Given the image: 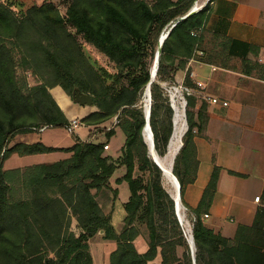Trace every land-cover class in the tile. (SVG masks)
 <instances>
[{"label":"trees","instance_id":"obj_1","mask_svg":"<svg viewBox=\"0 0 264 264\" xmlns=\"http://www.w3.org/2000/svg\"><path fill=\"white\" fill-rule=\"evenodd\" d=\"M195 1L67 0L62 15L53 3L17 13L12 3L0 0V264H94L89 242L100 232L105 240L116 243L110 264H194L175 201L164 188L163 172L152 160L144 139V98L160 37L176 25L163 44L157 78L151 86L150 127L155 151L161 157L168 153L174 133V113L162 83L175 82L176 74L187 69L191 60L264 81L257 45L216 31L212 48L205 46L214 0L180 21ZM80 39L103 54L114 70L97 68ZM27 73L36 84L29 82ZM185 83L195 88L190 71ZM57 86L71 100L76 90L91 95L96 111L81 122L102 129L106 142L77 137L70 148L14 143L21 134L69 128L70 120L50 92ZM206 110V102L189 97L188 131L173 168L181 185V201L191 217L196 264H264V191L253 223L239 224L232 238L205 223L221 167L215 165L197 207L185 201L186 190L196 182L200 168L195 138L208 122ZM117 129L125 135V143L115 158L104 147ZM54 152L68 156L53 163L4 169L14 154L25 157ZM121 168L126 172L116 184L127 183L130 198L124 204V227L118 232L99 196L112 191L118 199L119 191L112 188L111 179ZM143 228L148 243L140 252L136 244Z\"/></svg>","mask_w":264,"mask_h":264},{"label":"crops","instance_id":"obj_2","mask_svg":"<svg viewBox=\"0 0 264 264\" xmlns=\"http://www.w3.org/2000/svg\"><path fill=\"white\" fill-rule=\"evenodd\" d=\"M216 31H224L233 39L260 47L259 61L264 64L262 0H214L205 30V38L209 36L205 41L208 49L213 46L208 40ZM188 71L195 87L202 83L205 95L219 98L228 106L207 103L204 113L208 122L195 138L200 168L196 182L186 190L185 201L189 206L197 207L215 165L221 167L218 190L205 223L217 233L232 238L239 224L253 223L262 205L256 198L262 197L264 191V81L191 60L187 69L176 74L175 82H185ZM50 92L70 121L83 119L96 111L91 107L77 110L59 86ZM199 108L200 105L196 111ZM119 156L120 152L113 157ZM230 171L244 177L232 175ZM125 172L121 168L111 179L112 188L119 191L118 199L124 183L118 185L116 180Z\"/></svg>","mask_w":264,"mask_h":264},{"label":"rangeland","instance_id":"obj_3","mask_svg":"<svg viewBox=\"0 0 264 264\" xmlns=\"http://www.w3.org/2000/svg\"><path fill=\"white\" fill-rule=\"evenodd\" d=\"M5 1L12 3L13 9L17 13L26 12L29 8L35 5L40 6L44 3H53L55 6H57V8L59 9L62 15H65L66 10H67V0H5ZM262 1L264 2V0ZM196 2L201 6V5H205L207 0H196L195 3ZM208 38L209 36L205 38V41ZM80 40L84 44V48H85L87 55L89 56V58L91 59V61L97 68L104 67L108 69L109 71L114 70L113 64L103 54L97 51L93 46L83 42L82 39ZM208 41H210L212 45L215 43V39L211 36ZM207 46L208 45H206V47ZM27 77L29 79V82L32 85L36 84L35 79L29 76V73H27ZM73 105L77 110L78 109L81 110L85 108L84 106H81L74 102H73ZM144 105H145V98H144ZM95 109L96 108H94V110ZM173 122H174V119H173ZM112 123L115 124L116 123L115 120L113 122L111 121L108 124L109 128H111V126L112 127L114 126L112 125ZM117 130H118L117 136L113 137L110 140V142H108L109 145H111L110 149L105 150L106 154H109L112 156H116L118 152L121 153V149L125 143V135L120 129H117ZM73 133L69 132L67 129L65 130V129H58V128H48L41 132H32L29 134L18 135L14 143L41 142L49 147L70 148L75 144V139L77 137L80 138L82 141H88V140L92 142H106L107 141L105 137V133L102 131V129L101 130L99 128H97V130L95 128L91 129L85 126L84 124L81 125L78 129L74 130ZM168 152H169V148H168ZM67 156H68L67 154L61 153V152H54V153L44 154V155L25 156V157H20L19 155L14 154L5 162L4 169L11 170V169H18V168H23V167L25 168L27 166H32L37 163L38 164L53 163V162L58 161L59 159H64ZM163 186L168 191V193L172 195L171 193L172 187L166 181L164 175H163ZM129 195H130V191H129L128 184L124 183L121 187V196L119 199L115 200L114 193L112 191H105L101 193V195L99 196V203L103 207L104 212L112 216V224L114 225L115 229L118 232H121L124 227V218L126 216V212L124 209V203L127 202ZM183 209H185L184 211L185 219H186V222L190 225V230H191V235H192V222H191V217L189 216L188 208H186L183 205ZM75 226L76 225L74 223L73 227ZM184 230H185V235L187 236V238H189L186 228H184ZM147 243H148V232L145 228H143L142 235L139 237L137 244H136L138 247V250L140 252H144L147 249ZM89 244H90L91 254L94 258V264H110L111 253L116 248L115 242L105 240L103 238V233L100 232L99 235H97L96 237L90 240Z\"/></svg>","mask_w":264,"mask_h":264},{"label":"built area","instance_id":"obj_4","mask_svg":"<svg viewBox=\"0 0 264 264\" xmlns=\"http://www.w3.org/2000/svg\"><path fill=\"white\" fill-rule=\"evenodd\" d=\"M211 0H207L205 5H199L197 2L193 6L198 12L201 11ZM192 8V9H193ZM202 55V52L199 53ZM162 87L164 89L165 96L170 104L173 113H174V128H175V119L179 117L183 123L184 135L188 131V122H187V108H188V99L189 97H197L201 101H204L209 104L214 105H223L228 106L227 102H222L219 98L207 96L203 93L204 85L199 83L197 87L192 88L188 86L185 82H170V83H162ZM83 123L81 119H74L70 121V126L67 129L69 132H74V130L78 129ZM45 130L42 129L41 131ZM183 135V137H184ZM183 142V141H182ZM105 150L110 149L109 145H105ZM256 201L263 204L260 197L256 198ZM208 217V216H206Z\"/></svg>","mask_w":264,"mask_h":264},{"label":"water","instance_id":"obj_5","mask_svg":"<svg viewBox=\"0 0 264 264\" xmlns=\"http://www.w3.org/2000/svg\"><path fill=\"white\" fill-rule=\"evenodd\" d=\"M197 12L198 11L196 9H194V8L191 9V11L187 15L182 17L180 19V21H183V20L187 19L188 17L192 16L193 14H195ZM174 26H176V25H174ZM171 29L168 32H166V33L163 32V34L160 37L158 51L156 53V58H155L153 67L151 69V81H150V83H149V85L147 87V90L145 92V95H148L149 104L145 103V105H144L145 113H146V119H147V124H146V127L144 129V139H145V143L148 145L150 156H151V150H155L154 137H153V133H152V130H151V127H150V116H151V106H152L151 86L156 81L158 70H159V65H160V59H161V55H162L163 44H164L165 40L168 38V36H169V34L171 32ZM72 101L74 103H77V104H79L81 106H84V107L94 108V102H93V99H92L91 95L83 93L80 90H76L74 92V94L72 96ZM146 133H148L149 139L151 140V146L147 142ZM151 147H152V149H151ZM182 147H183V142L181 144V147H180L179 151L181 150ZM179 151H178V153H179ZM175 159H176V157H175ZM175 159H174V161H175ZM153 161L162 170L163 175H164V171H163L162 167L157 163L156 160H153ZM173 168H174V162H173V167H172V175H173V179L175 180L176 185H177L178 199L174 198L171 194L170 195H171L172 199L175 201L176 214H177V217H178V220H179L180 224L183 226L182 221H181L180 216H179V213H178L179 200H181V185H180L177 177L173 174ZM101 233H103V232H101ZM187 240H188V242L190 244V247H191V253H192V257H193V262H194V264H196V260H195L196 249H195V243H194L193 235L191 236V239L187 238Z\"/></svg>","mask_w":264,"mask_h":264},{"label":"bare ground","instance_id":"obj_6","mask_svg":"<svg viewBox=\"0 0 264 264\" xmlns=\"http://www.w3.org/2000/svg\"><path fill=\"white\" fill-rule=\"evenodd\" d=\"M145 103L149 104L148 95H145ZM183 127L184 126H183L181 119L179 117H177L175 119V128H174V133L172 136V141H171L170 146H169V152L165 157H161L156 153L155 150H151L152 159L156 160L157 163L162 167V169L164 171V177H165L166 181L169 183V185L172 187V192H171L172 196L176 199H178V189H177L176 182L173 179L172 167H173L174 159L177 156L178 151H179L181 144H182V139H183V135H184ZM146 139H147V142L151 146V140L149 139L148 133H146ZM151 149H152V147H151ZM184 211H185V209H183L182 202H181V200H179L178 213H179V216H180V219L182 221L184 228H186V230L188 232L189 239H191L192 235H191L190 225L186 222Z\"/></svg>","mask_w":264,"mask_h":264}]
</instances>
